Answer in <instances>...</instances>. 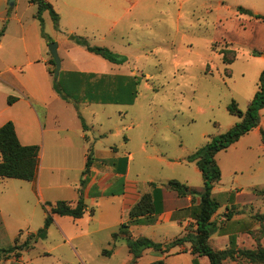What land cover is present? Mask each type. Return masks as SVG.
I'll use <instances>...</instances> for the list:
<instances>
[{
  "label": "rangeland",
  "instance_id": "obj_1",
  "mask_svg": "<svg viewBox=\"0 0 264 264\" xmlns=\"http://www.w3.org/2000/svg\"><path fill=\"white\" fill-rule=\"evenodd\" d=\"M54 2L62 12L59 30L46 11L42 17L43 33L48 45L56 42L59 47L60 44V59H67V42L74 47L75 61L92 64L93 57L104 60L72 39L82 37L91 46L107 47L125 56L127 61L119 71L125 74L136 71V80H140L133 105L87 103L77 97V109L74 107L73 116L72 113L67 115L68 121L72 123L80 113L90 141L96 136L118 145L126 143L125 138H128L127 147L135 153L130 164V179L136 180L141 189L151 187V182L163 186L172 179L192 189H203L201 173L195 164L187 163L186 158L211 137L225 133L240 120L228 111L232 100L245 113L258 89L259 76L264 70V41H259V36L264 34L259 25L264 22L255 18L258 13L252 16L239 12L237 0ZM9 8L24 23L38 24L34 16L37 7L28 0H16ZM5 22L6 28L10 22L4 40L8 44L13 40L18 22L9 19ZM224 50L226 60H232L231 63L224 62ZM5 52L7 56L8 50ZM66 66L64 60V68ZM49 68L55 71L54 65ZM85 68L101 70L100 67ZM260 114L258 130H252L216 155L222 177L213 190L214 197L221 203V212L215 221L232 236L225 243L216 238L211 242L213 248H230V238L235 240L236 249L264 248V219L258 218L264 214V197L255 193L264 190V147L260 134L261 129L264 130V110ZM142 147L147 151L143 152ZM101 165L105 166L106 162ZM74 173L68 171V179ZM19 183L20 180L0 178V204L4 210L0 228L8 226L11 234L20 230L22 238L27 239V232L35 233L43 227L46 211L44 203L38 202L39 196L21 189ZM236 191L242 193L247 202L244 206L232 204ZM71 197L68 191H51L45 195V200L54 202L56 198L70 200ZM198 202V196L195 202L191 198L190 206ZM172 218L183 228L181 233L177 230L172 233V240L194 234L195 223L186 210L174 212ZM64 226L70 233L78 231L71 222ZM48 231L45 239H39L24 254L28 264H132L124 240L116 244L112 255H103L104 248L113 247H103L105 241L84 243L78 255L61 238L58 226ZM147 231L144 228L141 232ZM126 234L130 237V230L120 233L116 240ZM14 244L10 237L0 239L1 254L8 255L3 248ZM149 258L145 255L137 264H151ZM165 259L167 264H193L183 254H168ZM223 264L264 263L235 257Z\"/></svg>",
  "mask_w": 264,
  "mask_h": 264
},
{
  "label": "crops",
  "instance_id": "obj_2",
  "mask_svg": "<svg viewBox=\"0 0 264 264\" xmlns=\"http://www.w3.org/2000/svg\"><path fill=\"white\" fill-rule=\"evenodd\" d=\"M8 1L0 0V32L4 29L3 34L0 35V127L7 121H12L22 145H38L40 147V166L38 167L36 179L33 181L14 180H20L19 187L21 189L28 191V193L32 192L34 196H39L38 202L40 203L46 202L45 195L51 191H68L72 194L70 200L56 198L57 200L51 203L64 200L74 206L82 192L86 205L84 216L75 219L71 216L54 215V222L49 229L55 225L58 226L61 238L70 244L78 255H80L79 249L84 243L93 244L97 242L98 244L101 241L106 242L102 245L103 247L113 246L110 248L113 254V248L119 241H127V235L118 241H114L112 238L113 233L119 231L121 224L131 221L130 209L143 194L152 193L153 187L147 186L141 189L136 180L130 179V164L135 153L127 147L128 138H125L126 143L119 142L118 145L115 144L116 142H105L96 136H93V140L90 141L88 133L84 132L78 115L72 123L68 121L67 115L72 113L73 116L75 108L73 104L61 99L53 88V75L49 72L51 55L48 50V42L42 36L40 22L37 19L38 24L35 22L24 23L17 13L10 11ZM45 1L49 2L54 10L60 13L56 11L60 21L62 12L56 7L54 0ZM237 3H239L238 8L242 7L264 16V0H237ZM64 4L69 5L68 1H64ZM10 7L12 8V6ZM6 19H9V21L17 20L18 22V26L13 32V40L8 44L4 43L10 24L8 22L6 28ZM256 24L258 23L255 22V26ZM54 26L56 30H59V24ZM259 26L264 29V23ZM259 41H264V34L259 36ZM65 45L68 46L67 59L61 58L62 73L79 71L127 77L135 76L136 71H130L127 74L121 73L119 69L123 64H114L104 58V60H100L93 57L92 64L75 61L72 56L73 45L67 42ZM58 49H60V44ZM5 50H8L7 56H5ZM64 60L67 61L66 68H64ZM85 66L100 67L101 70H92L85 68ZM10 96L18 99L13 104H9L8 97ZM258 128L256 129L258 130ZM142 151L146 152L147 149L142 147ZM90 153L92 157L90 172L83 175ZM1 161L2 155L0 154ZM103 161L106 162L105 166L101 165ZM68 171L69 173L75 172L71 175L73 176L71 179H68ZM82 179H85L84 185L81 184ZM157 187L161 189L162 204L160 212L151 224H131L129 227L130 238L135 239L139 236H145L155 242L168 244L175 240L171 239L173 232L175 233L177 230L181 233V230H183L178 221L172 218V215L178 210L189 207L191 197H179L175 191L161 185H157ZM197 191H202V189ZM242 197V193L236 191L232 204L244 206L247 202ZM220 212L219 208L212 218L214 233L209 239L210 245L216 238L225 243L232 236V233L218 227L215 218ZM3 213L4 210L0 204V219L4 217ZM69 222L77 227V232L70 233L65 228L64 225ZM1 225H3L2 222ZM144 228L148 230L145 233L141 232ZM0 229V239L5 240L8 238L9 240L10 237L15 244L16 239H18V244L26 240L22 238L20 230H16L15 233L11 234L8 226ZM30 234L32 232H27L26 236ZM47 235H49V231ZM102 246H100L101 249ZM171 249L170 252L163 254L164 256L152 249H147L137 263L145 255L150 256L149 263H152L161 259L166 262L165 257L168 254H183L193 264L195 262L197 264H210L208 257L191 253L192 247L188 241ZM27 250L29 249L22 251L19 256L12 253L8 254L9 256H4V253L1 254L2 252H0V264H28L29 262L24 255ZM48 254L49 252H47ZM130 256V260H132V255L130 254Z\"/></svg>",
  "mask_w": 264,
  "mask_h": 264
},
{
  "label": "trees",
  "instance_id": "obj_3",
  "mask_svg": "<svg viewBox=\"0 0 264 264\" xmlns=\"http://www.w3.org/2000/svg\"><path fill=\"white\" fill-rule=\"evenodd\" d=\"M30 3L38 7L36 18L39 20L43 33V18L42 13L48 11L57 25L59 15L54 10L53 6L45 0H29ZM239 12L249 15L255 13L239 7ZM255 18L264 22V16L255 14ZM4 29L0 32L2 35ZM72 39L76 44L84 47L87 51L99 55L114 64H124L127 61L125 56L117 54L107 47L91 46L87 39L73 36ZM51 41L49 40V43ZM227 51H222L224 54V62L231 63L232 60L227 61L225 54ZM54 65V60L50 59V65ZM50 74L53 75V88L55 92L64 101L71 103L77 109V97L79 100L87 103L100 104H134L138 97V85L140 80H136V76L127 77L109 74H96L79 71H68L60 73L58 78L54 77V71L49 69ZM18 98L8 97V103L13 104ZM264 109V70L260 73L258 81V89L250 101L245 113L240 111L238 103L235 100L228 106V111L239 117V121L235 123L225 133L218 136L211 137L203 146L198 148L195 152L187 156L186 162L195 164L201 173L203 179L202 191H197L190 188L186 183L172 179L164 183V187L175 191L179 197H191L193 202L195 198L199 197V202L196 205L187 207L186 212L189 213L190 218L194 220L195 231L194 234L175 239L167 245L158 243L145 236H139L135 239L127 235L128 251L132 255V264H136L147 249H152L156 253L164 254L179 244L184 242L191 243V253L198 256H206L210 264H223L227 259L235 257H243L251 262L264 263V248L258 250L251 249H236V242L230 238V248L217 250L212 248L209 243L211 235L214 233L213 216L220 208V203L213 196V189L222 177L220 166L217 162L216 155L228 149L233 144L238 142L240 138L252 130L258 128L261 123V110ZM82 122L83 129L86 130V125L81 114H78ZM261 142L264 146V130L261 129ZM0 154L2 161L0 162V177L13 178L27 181H33L37 177L39 167L40 147L38 145H22L17 137L15 126L12 121H7L0 127ZM91 153L88 155L86 167L83 175L90 172L91 167ZM85 179H82L81 184L84 185ZM153 187L152 193H145L141 196L139 201L130 209L129 215L131 221L121 224L119 231L113 233L112 238L115 241L120 233H127L131 224H151L155 221V216L160 212L162 198L161 189L157 187L156 183L151 182ZM259 196L264 197V190L255 191ZM45 211L46 217L42 228L37 232L32 233L21 244L10 246L2 251L8 254L16 252V256L28 248L33 247L39 239H45L49 227L54 222V215L71 216L75 219L82 218L86 212V205L83 199V193H80L76 205H71L67 201L59 200L55 203L46 202ZM259 219H264V214L258 216ZM103 255H111L112 249L103 250ZM151 264H166L163 260L155 261ZM197 264V262H195Z\"/></svg>",
  "mask_w": 264,
  "mask_h": 264
},
{
  "label": "water",
  "instance_id": "obj_4",
  "mask_svg": "<svg viewBox=\"0 0 264 264\" xmlns=\"http://www.w3.org/2000/svg\"><path fill=\"white\" fill-rule=\"evenodd\" d=\"M15 0H9V5L14 6ZM48 50L50 52V55L55 63V71H54V77L58 78L61 72V59L58 55V44L56 42H52L48 45Z\"/></svg>",
  "mask_w": 264,
  "mask_h": 264
}]
</instances>
